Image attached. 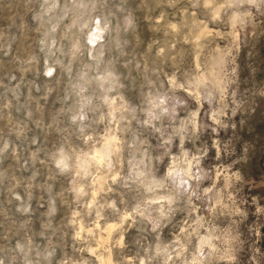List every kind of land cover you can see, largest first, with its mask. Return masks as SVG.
Wrapping results in <instances>:
<instances>
[{"label": "rangeland", "instance_id": "obj_1", "mask_svg": "<svg viewBox=\"0 0 264 264\" xmlns=\"http://www.w3.org/2000/svg\"><path fill=\"white\" fill-rule=\"evenodd\" d=\"M0 264H264V0H0Z\"/></svg>", "mask_w": 264, "mask_h": 264}]
</instances>
